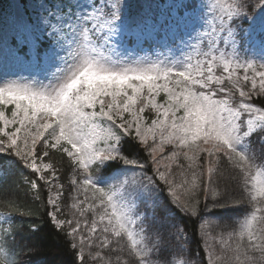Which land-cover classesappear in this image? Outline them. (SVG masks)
<instances>
[{
	"label": "snow or ice",
	"instance_id": "obj_1",
	"mask_svg": "<svg viewBox=\"0 0 264 264\" xmlns=\"http://www.w3.org/2000/svg\"><path fill=\"white\" fill-rule=\"evenodd\" d=\"M10 7L0 58L46 82L0 78V264H66L44 225L78 264H264V0H179L155 56L133 0Z\"/></svg>",
	"mask_w": 264,
	"mask_h": 264
},
{
	"label": "rangeland",
	"instance_id": "obj_2",
	"mask_svg": "<svg viewBox=\"0 0 264 264\" xmlns=\"http://www.w3.org/2000/svg\"><path fill=\"white\" fill-rule=\"evenodd\" d=\"M25 2H28V0H25ZM133 2L141 3L146 6V20L145 23L141 25L142 36L147 38V41L155 42L154 48L149 50L145 48V43H143L144 38H142L138 47L140 50L144 51V53H150L153 56L159 53L167 54L170 41L174 40L179 33L185 32L191 27L192 21L187 17L177 16L172 7L174 4L178 3L179 0H133ZM14 3L15 0H10L6 8L0 10V14L13 11L10 5ZM35 71H37V69L17 64L11 60L5 62L0 58V78L18 79L20 76H25L29 79L39 78L40 80H45L43 76L45 70H41V75L38 77ZM140 210L143 211V207H141ZM68 215L70 216L71 212H69ZM89 219H91L90 216Z\"/></svg>",
	"mask_w": 264,
	"mask_h": 264
},
{
	"label": "trees",
	"instance_id": "obj_3",
	"mask_svg": "<svg viewBox=\"0 0 264 264\" xmlns=\"http://www.w3.org/2000/svg\"><path fill=\"white\" fill-rule=\"evenodd\" d=\"M9 1L10 0H0V10H3L6 8V6L9 4ZM154 43L153 41H147L145 43V48H148L149 50H151L152 48H154ZM66 160V158H64ZM56 160L58 161L59 160V154H57V158ZM65 174H69L70 173L68 172V168H67V165H63L61 166V182L62 183H65L67 185V179L65 178ZM20 195H23V189L20 190ZM70 201L68 202V204H63L62 202V207H63V211L64 213H66L67 215L69 214V212H71L70 210ZM3 209H0V211H2ZM242 217H234L233 219H240ZM224 221H222L223 223ZM229 223H231V221H228ZM45 227V230L46 232L48 233V239H47V243L49 246L53 245V244H60L61 245V249H62V259L66 262V264H78V262L75 261V258L71 252V250H63V247H64V244H63V241H57L55 239V232H53L51 230V226L50 225H44ZM188 227H189V232L191 234L192 232V222L189 220L188 221ZM19 243V241H18ZM26 243V242H25ZM196 249V245L195 244H192L190 245V252H193L194 253V250ZM95 250V249H93ZM87 252V250H86ZM105 253L107 254V250H105ZM203 256V252H201V257ZM125 259H127L129 261V264H134V260L132 257H128L126 254L124 256ZM190 258H196L195 255L193 254L192 256H190ZM86 264H95L94 261H88V257L86 255Z\"/></svg>",
	"mask_w": 264,
	"mask_h": 264
}]
</instances>
